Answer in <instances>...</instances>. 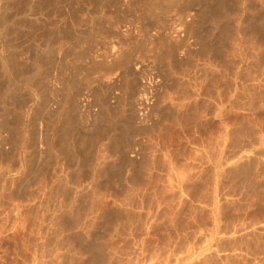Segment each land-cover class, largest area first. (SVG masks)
<instances>
[{
    "label": "rangeland",
    "instance_id": "1",
    "mask_svg": "<svg viewBox=\"0 0 264 264\" xmlns=\"http://www.w3.org/2000/svg\"><path fill=\"white\" fill-rule=\"evenodd\" d=\"M146 1L0 0V264H264V31Z\"/></svg>",
    "mask_w": 264,
    "mask_h": 264
},
{
    "label": "bare ground",
    "instance_id": "2",
    "mask_svg": "<svg viewBox=\"0 0 264 264\" xmlns=\"http://www.w3.org/2000/svg\"><path fill=\"white\" fill-rule=\"evenodd\" d=\"M103 1V0H102ZM187 1V2H186ZM197 1V0H196ZM201 2L203 1V0H200ZM206 1V0H205ZM220 1V0H219ZM242 1H244L243 2V6L241 7V8H243V9H240V11L241 12H236V9H238V7H237V5H236V0H221L220 1V4H217L219 7H217L218 8V13H216L217 15L219 14L220 15V12H221V17H220V19H218L217 20V18H218V16L217 15H215V12L217 11V10H214V9H212V10H214V11H212L211 10V7H213V5L210 7L209 5H207L206 4V6L205 5H201L202 7H200V8H202V12H201V14H205L206 16H207V18H208V16L209 15H213V12H214V15L217 17H215V16H212V18H211V16H209V20H206V21H209V25H210V23L212 22V21H210V18L213 20V18L215 17V19L218 21L217 22V26H218V28L217 29H219L220 31H221V34H222V36L224 37V38H222V39H225V41L227 42V38H229V37H231L232 36V34L233 33H236V28L235 27H233L232 25H231V23H230V21H229V17L231 16V15H233L235 12L236 13H238L237 15H236V13L234 14V16L238 19L239 18V20H242V19H245V23H246V25H244V26H242V25H238V27H237V32H238V37H239V40H238V42L235 44L234 43V41H232V40H230V41H232L233 42V45H236V46H238V49L239 50H241V51H245L246 52V48L248 47L247 46V42H246V40L247 39H245V37H249L250 38V36L249 35H247L252 29H254L255 31H257L258 33H260V34H262V31H264V0H242ZM257 1H259V8H257V5H258V2ZM180 2H182V0H147L146 1V3H145V5H143V6H145V10L144 11H142V12H144V13H142V14H144L147 18H155V21L154 22H157V20H158V18H160L159 16H161V13H162V11H170L171 9H173V7H174V9H173V11L175 10L176 11V9L178 10L179 8H178V6L180 7V8H184L183 10H185V7L184 6H182V5H184V2H185V4H187V5H189V3H191V5H193V4H195L196 2H195V0L194 1H191V2H189L188 0H183V4L182 5H178V4H180ZM189 2V3H188ZM192 2H194L193 4H192ZM200 2V3H201ZM213 2V1H212ZM57 3V2H56ZM137 3V2H136ZM144 3V2H143ZM142 3V4H143ZM238 3V2H237ZM197 4H198V1H197ZM216 5V4H215ZM182 6V7H181ZM239 6V5H238ZM175 7H177L176 9H175ZM189 7V6H188ZM215 7V6H214ZM237 7V8H236ZM199 8V9H200ZM129 10V9H128ZM239 10V9H238ZM136 11V10H135ZM173 11H171V12H173ZM163 12V13H164ZM171 12H165L166 14H168V13H171ZM179 12V11H178ZM185 12H186V10H185ZM138 13V12H137ZM162 13V14H163ZM177 13V12H176ZM165 15V14H164ZM199 15H200V11H199ZM206 16H205V18H206ZM234 16H232V17H234ZM182 17V16H181ZM184 17V16H183ZM200 17H201V19H202V15H200ZM204 17V16H203ZM234 17V18H235ZM204 18V19H205ZM144 19V18H143ZM157 19V20H156ZM214 19V20H215ZM251 19L252 20H256V21H260V23H257V22H255V21H253L254 22V24L253 25H251L248 21H251ZM145 20H146V18H145ZM147 20H149V19H147ZM151 20V19H150ZM149 20V21H150ZM191 20V19H190ZM85 21V20H84ZM149 21H146L147 23L149 22ZM153 21V20H152ZM151 21V22H152ZM186 21V20H185ZM204 21V20H203ZM238 21V20H237ZM77 22V21H76ZM160 22V21H159ZM196 22V21H195ZM199 22H202V20H200V21H198V23ZM252 22V21H251ZM252 22V23H253ZM207 23V22H206ZM87 24V23H86ZM202 24V23H201ZM208 24V23H207ZM240 24V23H239ZM75 25V24H74ZM151 25V24H150ZM149 25V26H150ZM154 25V23L152 24V26ZM156 25V24H155ZM157 25H158V23H157ZM198 25V24H197ZM209 25H207V27L209 26ZM214 25V22H213V24L211 25V27ZM236 25V24H235ZM215 26H216V24H215ZM215 26H213L214 27V29L216 28ZM156 27V26H155ZM200 27V26H199ZM205 27H206V25H205ZM212 27V28H213ZM198 28V27H197ZM59 29V28H58ZM147 29V28H146ZM200 29V28H199ZM209 29H210V27H209ZM209 29H208V31H209ZM148 30H149V27H148ZM203 30V29H202ZM205 30V29H204ZM203 30V31H204ZM202 31V32H203ZM207 31V33L208 34H211V33H209ZM201 32V31H200ZM201 32V33H202ZM211 32V31H210ZM252 32V31H251ZM254 32V31H253ZM52 33V32H51ZM60 34V33H59ZM203 34V33H202ZM204 34H206V32L204 33ZM207 34V35H208ZM250 34V33H249ZM160 35H162V34H160ZM206 35V36H207ZM215 35V34H214ZM213 35V36H214ZM247 35V36H246ZM48 36V35H47ZM74 36V35H73ZM203 36V35H202ZM210 36V35H209ZM216 36V35H215ZM220 36V35H219ZM158 37H160V36H158ZM261 37V36H260ZM79 38H81V37H79ZM203 38H204V36H203ZM220 38V39H221ZM157 39V38H156ZM230 39H232V38H230ZM262 38H260L258 41H260ZM229 40V39H228ZM236 40V39H235ZM58 41H60V40H58ZM71 41V40H70ZM222 41H224V40H222ZM229 41V42H230ZM222 44V43H221ZM225 44H227V43H225ZM260 44V43H259ZM250 45V44H249ZM255 45H256V43H255ZM255 45H253V46H255ZM221 46V45H220ZM258 46H260V48L258 47ZM221 47H223L224 48V46H221ZM257 47H258V51L262 54V56H260L261 58H259L258 57V61H259V63H261L262 65L264 64V40L262 39L261 40V44L260 45H257ZM251 49V48H250ZM40 50V49H39ZM53 50V49H52ZM249 50V49H248ZM256 50H257V48H256ZM41 51H42V49H41ZM56 52H57V50H56ZM217 53V52H216ZM52 55V54H51ZM50 56V55H49ZM243 56V55H242ZM253 56V55H252ZM52 60V59H51ZM247 60V59H246ZM211 64V63H210ZM212 66H214V65H212ZM262 68V67H261ZM104 107V106H103ZM111 109V108H110ZM69 111V110H68ZM108 111V110H107ZM111 111V110H110ZM103 112V111H102ZM112 112V111H111ZM108 114V113H107ZM45 115V114H44ZM60 115V114H59ZM105 115V114H104ZM103 116V115H102ZM109 116H110V114H109ZM104 117V116H103ZM75 118V117H74ZM102 118V117H101ZM110 118V117H109ZM111 118H112V116H111ZM62 119V118H61ZM106 121V120H105ZM111 120H109V122H110ZM101 123V122H100ZM102 123H105L104 122V120H102ZM114 123V122H113ZM54 124V123H53ZM93 125H95V124H93ZM104 125V124H103ZM111 125H112V122H111ZM115 126V125H114ZM73 127V126H72ZM93 128H94V126H92ZM103 127H106V126H103ZM108 128V127H107ZM49 129V128H48ZM51 129V128H50ZM49 129V130H50ZM106 129V128H105ZM88 130V129H87ZM113 130V129H112ZM66 131V130H65ZM93 131V130H92ZM124 132V131H123ZM100 134V133H99ZM102 134V133H101ZM108 134H109V132H108ZM120 134V133H119ZM20 135V134H19ZM63 135V134H62ZM93 135V134H92ZM117 135V134H116ZM123 135V134H122ZM121 134L119 135V136H122ZM56 136V135H55ZM118 136V135H117ZM22 137V136H21ZM72 137V136H71ZM92 137V136H91ZM123 137V136H122ZM20 139V138H19ZM81 139V138H80ZM84 139V138H83ZM83 139H81V140H83ZM122 139V138H121ZM76 140V139H75ZM74 140V142H76ZM90 140H91V138H90ZM60 141V140H59ZM85 141H87V140H85ZM19 142V141H18ZM58 143V142H57ZM64 143V142H63ZM63 143L61 144V145H63ZM70 143H71V140H70ZM77 145L80 143V140H79V142H78V140H77ZM83 143H84V140H83ZM21 144V143H20ZM56 144V143H55ZM67 144V143H66ZM81 144V143H80ZM65 145V144H64ZM64 145H63V147H62V150L63 149H70L69 151L71 152H69L68 150H66V153H67V151L71 154V155H73L72 154V151L74 152V155L76 154V152L78 151V150H80V147H79V149H78V147H77V145H75L74 143H72L71 145L70 144H68V145H66L65 146V148H64ZM54 146V145H53ZM79 146V145H78ZM128 146V145H127ZM61 148V147H60ZM82 149V148H81ZM58 150H59V148H58ZM65 150H64V153H65ZM59 152V151H58ZM78 153H81V152H78ZM77 153V154H78ZM76 154V155H77ZM108 154V153H107ZM56 155V154H55ZM46 156V155H45ZM79 156V155H78ZM96 156V155H95ZM102 156V155H101ZM47 157V156H46ZM81 157V156H80ZM125 157H127V156H125ZM77 158V157H76ZM106 159V158H105ZM127 159H128V157H127ZM46 160V159H45ZM49 160V159H48ZM83 161V160H82ZM93 161V160H92ZM139 161V160H138ZM52 162V161H51ZM143 162V161H142ZM48 163V162H47ZM50 163V162H49ZM49 163L48 164H46V165H49ZM97 163V162H96ZM101 164V163H100ZM39 165V164H38ZM43 165V164H42ZM40 166V165H39ZM97 166V165H96ZM126 166V165H125ZM142 166V165H141ZM50 167V166H49ZM103 167V166H102ZM39 168V167H38ZM36 169H37V167H36ZM3 170V169H2ZM136 170V169H135ZM41 172V171H40ZM44 172V171H43ZM32 173H34V170L32 171ZM37 173V172H36ZM107 175V174H106ZM68 180V179H67ZM110 181V180H109ZM40 183H42V182H40ZM66 183V182H65ZM101 183V182H100ZM44 184V183H43ZM17 193H19V191L17 192ZM33 195V194H32ZM66 201V200H65ZM111 215V214H110ZM116 215V214H115ZM109 220V219H108ZM83 233V232H82ZM93 234V233H92ZM92 243H94V242H92ZM86 245V244H85ZM89 247V246H88ZM92 247H94V246H91V247H89L90 248V250L91 249H93L94 251H96L95 250V247L94 248H92ZM97 247V246H96ZM107 247V246H106ZM86 249V248H85ZM99 250V249H98ZM97 250V251H98ZM96 251V252H97ZM87 254V253H86ZM93 254H94V252H93ZM93 256V255H92ZM84 257V256H83ZM93 259V258H92ZM96 260V259H95ZM110 260V259H109ZM111 261V260H110ZM100 263V262H99ZM105 263V262H104Z\"/></svg>",
    "mask_w": 264,
    "mask_h": 264
}]
</instances>
